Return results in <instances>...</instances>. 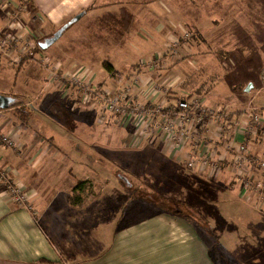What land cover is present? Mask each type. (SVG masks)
Segmentation results:
<instances>
[{"label":"crops","instance_id":"crops-1","mask_svg":"<svg viewBox=\"0 0 264 264\" xmlns=\"http://www.w3.org/2000/svg\"><path fill=\"white\" fill-rule=\"evenodd\" d=\"M178 2L185 9H181V17L176 19H183L181 21L184 22L192 20L188 10L189 6H194L193 3L196 2L190 0H0V16L5 14L8 8L21 3L41 15V28L53 34L62 24L77 13L83 12L80 19L74 22L75 25L71 28L74 24L72 23L56 40L60 39V43L52 48L55 41L44 49V52L45 55H55L58 60L56 63L75 70L74 74L79 77L75 79L80 81L83 78V82H88L87 89L90 90L92 85L96 86L95 81L99 82L95 80L96 76L100 79L107 76L106 72H111L113 66L112 71L119 72L123 69L119 57L115 56L117 64L109 63L106 70L102 64L96 65V71L91 67V55L127 53L132 44H136L134 40L142 37L138 24L141 20L149 22L150 35L163 36L159 27L163 24L168 30L172 28L170 23L165 22L168 16L166 13L170 15L169 7L174 8ZM138 10L140 17L137 20L135 16L139 15L135 11ZM159 13L162 19H157ZM176 19L171 18L170 21H178ZM43 22H46V26ZM45 66L46 62L38 65L34 61L24 59L20 65L14 67V72L5 71L8 79L4 86H0V93L11 94L16 103L20 99L32 114L29 122L24 123L14 115V105L8 109H0V136L9 135L15 139V146L4 145L0 141V172L5 175L4 180L0 179V264H49L45 261L51 264H205L206 257L211 264H217V257L210 247H221L219 239L196 235L193 218L188 219L184 215L169 212L156 205V200L132 197L124 188L113 185L110 190L108 183L102 188L96 187V184L107 180L103 178V175L109 173L106 168H100L99 178H92L95 180V183H92V193H84L80 204L70 202L69 198L76 182L88 180L93 173V166L107 165L108 162L98 158L94 163L90 158V149L87 148L85 152L83 145H74L79 136L78 124L75 121L68 122V113L78 116L85 135L92 133V126L96 128L95 121L110 123L106 120L111 115L102 116L99 104L98 108L94 109L95 107L87 101L86 95H82L83 90L79 91V97H76L79 93L73 94L70 90L51 91L48 88L50 81L47 80L48 72ZM12 67L11 64V70ZM87 69L95 70L96 76L93 73L88 74ZM143 78L144 82L157 81L155 75H151L149 79ZM172 80L175 79H168L170 84ZM140 89H134V93L136 98L142 100ZM154 98L155 101L160 98L156 91ZM33 99H38L40 108L28 106L27 103ZM203 99L208 105L218 104ZM75 108L77 115L73 113ZM241 111L224 113L220 119L232 125L236 117H240ZM115 124L125 129L130 127L121 125L116 120ZM233 129L235 128L231 130ZM235 130L238 132L235 133L234 140L231 138L234 145L235 141L243 139V134L238 128ZM124 134L125 131L122 136ZM60 139L70 141L71 145L53 143ZM42 140L52 145H43ZM134 140L135 145L141 146L147 143L169 145L158 138L149 142L140 140L135 135ZM220 140H212L215 142L212 153L221 158V165L227 163L233 168V150L227 151L225 140ZM247 143L251 154L248 156V164L251 167L257 154L251 140ZM79 146L85 156H79L73 151H79ZM168 149L167 158L179 159L181 151L176 152L171 147ZM188 172L193 173L190 170ZM197 172L193 173V177L198 181L201 175L196 174ZM209 177L217 180L219 175ZM261 177L264 178L262 175ZM10 183L20 186L26 192L31 208H25L13 201L8 190ZM203 191L205 197L210 195V200L214 202L216 195L207 188ZM216 203L215 201L211 206L199 205V209L207 216L216 217V209L219 206ZM227 256L233 259L228 252Z\"/></svg>","mask_w":264,"mask_h":264},{"label":"rangeland","instance_id":"rangeland-1","mask_svg":"<svg viewBox=\"0 0 264 264\" xmlns=\"http://www.w3.org/2000/svg\"><path fill=\"white\" fill-rule=\"evenodd\" d=\"M190 1L196 2L188 10L192 20L184 22L181 21L183 19H176L181 15V9L185 8L179 2L175 3L174 8L169 7L171 16L166 13L168 21L165 19L172 28L168 30L163 24L159 27L163 36L150 35L149 22L141 20L138 24L142 37L134 40L136 44H132L127 53L92 54L91 67L95 70L96 65L102 64L106 70L109 63L117 64L115 56L119 57L123 65L119 72L112 71L113 66L111 72H106L107 76H102L101 79L96 76L95 70L87 69L88 74L93 73L97 77L95 80L99 81H95L96 86L92 85V89L96 87L98 92L107 89L112 93L131 83L135 77L141 75L149 79L151 75H155L157 81L152 82V87L155 86L154 90L160 95L159 100L171 101L198 94L207 101L228 106L230 110L226 108V113L239 112L249 106H255L264 112V0ZM33 10L18 3L0 16V86H4L8 79L5 71L14 72V67L25 57L26 61H34L38 65L46 62L47 80L50 81L48 88L51 91L70 90L73 94L79 93L76 95L79 97V91L83 90L82 95L85 94L87 101L97 109L99 103L83 85V78L76 80L75 77H79L74 74L75 70L56 63L55 55H45V50L38 48V43L51 36L52 32L41 28V15ZM135 12L132 13H135L138 20L140 10ZM160 18L162 19L161 13L157 19ZM171 18L178 21H170ZM43 23L46 26V22ZM74 25L75 23L70 27ZM60 41L59 39L51 47L58 45ZM62 64L64 65L63 62ZM138 67L141 68L138 70ZM168 79L175 80L170 84ZM90 80L93 81L92 78ZM139 92L143 97L142 90ZM37 101L38 99H33L27 104L38 107ZM77 102H80L79 99ZM73 113L78 114L76 108ZM73 121L78 124L79 135L74 145H83L85 152L87 148L90 149V158L94 163L98 158L108 162L107 165L93 166V173L88 178L91 183H95L92 178H99L100 168L109 171L103 175L107 180L96 184V187L102 188L108 183L110 190L114 185L124 188L131 195L139 196L140 200L143 197L150 201L164 200L167 204H163L164 207L192 215L198 232L195 231L196 235L219 239L220 264H264V178L261 177H264V171L259 170V164L264 161V128L248 137L257 158L246 175L236 174L227 163L223 166L219 161V178L213 180L209 177L213 176L212 170L206 171L208 167L202 173L186 167V148L181 151L179 159L172 157V160L167 158L170 145H135L133 129L116 126L111 116L106 122L112 124L95 121L102 126H92V133L89 135H85L80 127L78 116L68 113V122ZM53 143L71 145L65 139L55 140ZM42 144L52 145L47 141ZM79 149L73 151L79 156H85L80 146ZM188 170L201 175L200 181ZM204 188L216 195L214 202L219 205L216 217L207 216L199 209V205L211 206L214 203L210 200V195L205 197ZM227 252L233 259L227 256ZM205 262L211 264L207 257Z\"/></svg>","mask_w":264,"mask_h":264},{"label":"built area","instance_id":"built-area-1","mask_svg":"<svg viewBox=\"0 0 264 264\" xmlns=\"http://www.w3.org/2000/svg\"><path fill=\"white\" fill-rule=\"evenodd\" d=\"M143 79L141 76L135 77L131 83L117 88L112 93L107 89L98 92L96 87L90 88L101 106V115H111L119 124L129 125L140 140L151 142L158 138L167 142L176 152L188 149L186 167L201 172L208 167L206 171L212 170L213 176L219 173L217 163L221 158L212 153L215 143L212 140L224 139L225 149L233 150L231 161L234 172L241 176L246 175L250 169L248 156H251L248 137L256 133V130H263L264 112L255 106H249L243 109L240 117H236V121L230 125L220 119V116L226 113V108L228 109L226 105H208L198 94L178 98L173 102H166V99L155 101V86L152 87V82H144ZM87 83H83L86 88ZM135 88H141L142 94H146L143 96L145 99L136 98ZM232 128H238L243 134L241 141H235L236 145L233 140L238 131L231 130ZM0 141L4 145L15 146V139L9 135H1ZM259 166L260 171H264V161ZM0 179H5L3 172H0ZM8 190L14 202L31 208L30 200L20 186L10 183Z\"/></svg>","mask_w":264,"mask_h":264},{"label":"trees","instance_id":"trees-1","mask_svg":"<svg viewBox=\"0 0 264 264\" xmlns=\"http://www.w3.org/2000/svg\"><path fill=\"white\" fill-rule=\"evenodd\" d=\"M39 48V47H38ZM25 57H23L20 61H19V65L23 62ZM19 66L17 67V71L18 72ZM24 102L21 101L20 99H18L17 103H15V105L12 107L13 109V113L14 115L22 122H29L28 120L32 117L31 114V110L29 109V107H27L26 105L24 106L23 104ZM127 189V188H126ZM72 195L70 196L69 200L72 204H80L84 198V193L88 194V193H92L93 192V186L92 183L89 180H79L76 182V184L74 185V187L72 188ZM137 195H132V197H135ZM163 202H158V206L162 207L163 209L172 212L174 214H180V215H184V217L188 218V219H192V215H188L186 213H183L181 210H177V209H173L171 207H164L165 201L162 200ZM167 203V202H166ZM169 203V202H168ZM195 218V216H194ZM210 248H212V253H214L217 257V264H220V258H219V253H220V247L215 245V246H211ZM49 264H51V262L45 261ZM231 264V263H230Z\"/></svg>","mask_w":264,"mask_h":264},{"label":"water","instance_id":"water-1","mask_svg":"<svg viewBox=\"0 0 264 264\" xmlns=\"http://www.w3.org/2000/svg\"><path fill=\"white\" fill-rule=\"evenodd\" d=\"M83 15V12L77 13L75 16H73L69 21L62 24L57 30L53 32V34L49 37H46L43 41L38 43V46L40 49H46L50 45H52L61 35L62 33L75 21L80 19V17ZM16 99L12 95L2 94L0 93V109H8L15 105Z\"/></svg>","mask_w":264,"mask_h":264}]
</instances>
